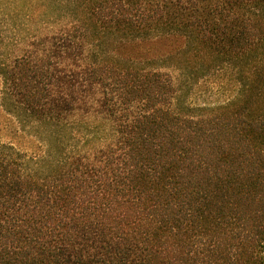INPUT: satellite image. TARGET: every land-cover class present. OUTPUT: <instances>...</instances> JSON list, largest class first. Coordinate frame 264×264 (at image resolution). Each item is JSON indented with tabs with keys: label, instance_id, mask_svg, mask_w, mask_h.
<instances>
[{
	"label": "trees",
	"instance_id": "obj_1",
	"mask_svg": "<svg viewBox=\"0 0 264 264\" xmlns=\"http://www.w3.org/2000/svg\"><path fill=\"white\" fill-rule=\"evenodd\" d=\"M83 1L0 70L49 128L37 153L0 140V264H264V0ZM154 40L233 66L238 94L176 113L167 72L107 48Z\"/></svg>",
	"mask_w": 264,
	"mask_h": 264
},
{
	"label": "rangeland",
	"instance_id": "obj_2",
	"mask_svg": "<svg viewBox=\"0 0 264 264\" xmlns=\"http://www.w3.org/2000/svg\"><path fill=\"white\" fill-rule=\"evenodd\" d=\"M82 7H88L83 0H0V70L20 56L32 40L57 33L82 17L85 14ZM116 46L109 43L107 48L111 53L118 51L124 55L138 53L146 56L149 62L145 65L171 76L176 91L172 109L176 113L191 115L201 107L222 104L240 90L236 70L231 65L210 70L204 67L191 70L173 65L171 61L176 59L175 55H170L173 41L154 40L135 46ZM206 59L193 55L187 63L192 66ZM13 106L0 72V140L12 143L29 154L44 151L49 145V128L23 123L25 120L13 112ZM91 120L86 116L84 122L90 127ZM70 132L75 138L92 133L90 129L81 130L80 126Z\"/></svg>",
	"mask_w": 264,
	"mask_h": 264
}]
</instances>
